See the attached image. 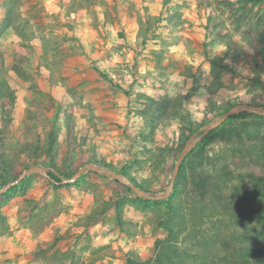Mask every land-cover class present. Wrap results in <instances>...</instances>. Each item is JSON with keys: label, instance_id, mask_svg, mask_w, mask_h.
<instances>
[{"label": "rangeland", "instance_id": "rangeland-1", "mask_svg": "<svg viewBox=\"0 0 264 264\" xmlns=\"http://www.w3.org/2000/svg\"><path fill=\"white\" fill-rule=\"evenodd\" d=\"M52 3H10L21 38L13 69L23 76L15 89L8 84L9 72L0 77V88L8 84L18 93L13 108L7 100L0 112L2 128L12 108L3 153L8 158L39 135L46 147L54 130L55 160L51 164L41 151L39 164L31 165L40 170L23 177L25 187L5 193L19 183L10 178L1 187L0 264L16 259L19 264H127L130 256L152 264L155 242L167 235L162 227L168 224L167 201L156 197L173 194L177 206L187 194L199 195L202 184L206 223L196 238H185L183 231L176 240L179 264H220L259 225L249 214L254 208L249 195L255 177L264 175V1ZM220 45L226 51L217 53ZM35 62L37 68H28ZM17 106L25 110L16 115L13 129ZM232 109V118L221 119ZM187 145L192 148L171 185ZM86 164L101 171L89 167L73 182ZM2 168L0 162V182ZM18 169L20 178L29 168ZM49 169L61 173L62 186L46 176ZM110 173L146 195L117 183ZM87 191L97 201V226L90 233L70 229L49 238L45 232L53 218L87 204ZM262 210L259 203V214ZM22 227H29L34 239L45 235L22 252L14 248L9 258L13 246L6 248V236ZM18 236L25 238L22 232Z\"/></svg>", "mask_w": 264, "mask_h": 264}, {"label": "trees", "instance_id": "trees-1", "mask_svg": "<svg viewBox=\"0 0 264 264\" xmlns=\"http://www.w3.org/2000/svg\"><path fill=\"white\" fill-rule=\"evenodd\" d=\"M264 0H242L245 4H258L263 2ZM12 14L11 10H7L6 14V24L12 25ZM15 72L19 76H23L18 68L14 67ZM7 88H0V97H6L9 101L10 105H13L16 101V95L11 91L12 89L8 84H6ZM11 93L8 95V93ZM8 111L9 118L7 120L3 119V127L0 128V162L2 164L3 174L1 176L0 189L2 186L6 185L10 179H18L19 178V166L23 167V170H27L31 167V165L39 164V161L42 159V152L44 151V155L49 159L50 163H54L55 157L53 156V149L55 146L54 140V130H50L48 135V144L45 147L42 144V140L39 136L37 138H31L26 140L22 144L18 146V150L8 158L5 157L3 153V148L5 147V137L6 132L9 128V124L11 122V110ZM259 116V115H258ZM233 116H228V118H232ZM33 150V151H32ZM23 155L28 157V162L23 163L21 158ZM13 162L16 163V168L12 169ZM47 176L56 186H60L62 184L61 173L57 170L49 169L47 170ZM10 178V179H9ZM114 181L117 183H122L120 179L117 177H113ZM26 178L21 182L17 183L16 186L9 188L5 193H8L12 188H23L25 187ZM124 184V183H123ZM62 186V185H61ZM125 186L129 190H133V188L125 184ZM201 187L203 191L199 193V195H191L187 194L180 203L176 206L174 203L175 198H173V194L170 198H165L167 201V212H168V224L163 226L167 235L164 238H158L155 242V251L156 256L152 264H179L183 262V259L179 256L181 252L178 251L176 240L183 235V231H185V238H196L194 237V233L202 234V229L204 228V224L206 223V211L209 205L207 206V201H205V197L203 194H206V184H202ZM3 193V194H5ZM2 193L0 195H3ZM252 198V207L250 208L251 212L257 224L253 225L249 231V234L245 235L246 244H243L237 250L231 253V256L225 255L223 259L219 260L220 264H264V175L261 177H255V184L253 186V193L249 195ZM260 196V199H259ZM173 199V200H172ZM150 201V200H148ZM259 203L262 204L263 210L261 214H259ZM92 217V216H91ZM90 219H93L92 217ZM41 229V228H40ZM211 238H216L215 236H211ZM57 239H55L56 241ZM184 253H189L188 250H184ZM180 261V262H179ZM127 264H138L132 256L128 257Z\"/></svg>", "mask_w": 264, "mask_h": 264}, {"label": "crops", "instance_id": "crops-1", "mask_svg": "<svg viewBox=\"0 0 264 264\" xmlns=\"http://www.w3.org/2000/svg\"><path fill=\"white\" fill-rule=\"evenodd\" d=\"M12 1L13 0H0V68H2L1 69L2 71L0 72L1 74L0 77L6 75L7 74L6 72H9L11 77H9L8 84L11 86V88L15 89L19 87V83H21V78L18 76V74L13 69V66L15 64V55H14L15 53H13V50L19 49L21 38L18 32V26L16 25V23L12 21V25L6 24L7 10H9L10 3H12ZM48 2L52 3L53 0H48ZM52 6L53 8H56L57 5L56 3H52ZM54 11L55 10H50V8H48V12L50 14H53ZM21 15H24V13H22ZM30 21H32V19H30ZM37 64L38 62L32 63L28 68L33 69L34 67H31V66H35L37 68L38 66ZM38 69H43V66L39 65ZM16 94H17L16 96H18V93ZM19 99H20V95L19 97H17V100ZM5 105L7 106V99L5 97H0V112L3 110V107ZM17 105H18V102H17ZM24 110L25 109L24 108L22 109V107H18V106L15 107V112H14L15 117H17L16 115L23 114ZM18 118L19 117H17V119H15L14 123L11 125L13 129L18 127L16 124V122H18ZM0 126H1V121H0ZM45 174H46V171H45ZM79 185L80 184L77 183L73 187H76ZM92 192L91 191L85 192V195H86L85 198L87 199V204H83V205L76 204L75 208H70L69 211L63 214H60L59 216L57 215V217H54L53 221L50 223L47 229V232H45V234L49 235L48 236L49 238H52L58 231L63 232V231L70 230V229L72 231H81L80 234L90 233L92 225L97 226L95 225L97 223V204L93 208L94 202H97V201L95 200V196H93ZM89 196H91L92 201H90L91 199L88 198ZM88 205H90L89 208H88ZM76 209H78V212H79L78 214H76V211H77ZM91 216L94 218L90 219ZM12 218L13 220L17 218L16 213L14 217ZM73 227H75L76 229ZM12 229H14L13 226H12ZM19 232H22L25 238H21L19 236L17 237V233ZM45 234L42 233L39 235V237L34 239L32 238L33 232L31 231V229L29 227H22L21 230L15 231L14 234L7 235L5 239L6 248L9 249L10 246H13L9 250V253L7 252L8 254L7 257L13 258L12 252L14 248L19 247L22 252L25 246H27L28 244L30 246L32 242L39 241V239H41ZM132 244H133V241L131 240V246ZM14 264H19L17 259L15 260ZM20 264H23V263L21 262Z\"/></svg>", "mask_w": 264, "mask_h": 264}, {"label": "water", "instance_id": "water-1", "mask_svg": "<svg viewBox=\"0 0 264 264\" xmlns=\"http://www.w3.org/2000/svg\"><path fill=\"white\" fill-rule=\"evenodd\" d=\"M236 111V109H232V110H229L228 112H226L225 114H223L221 116V119H225L227 118L228 116L232 115L234 112ZM212 128V126H208L206 128V131L210 130ZM192 148V145H187L180 153L179 157H178V160L176 162V165H175V169H174V174H173V177H172V180H171V185H174L175 181H176V178H177V175H178V172L181 168V164H182V161L183 159L185 158L186 154L188 152H190ZM91 168L92 170H95V171H101L100 167L99 166H94L92 164H86L84 165L83 167H81L79 169V171L77 172V174L72 178V181H76L77 178L83 173L85 172L88 168ZM40 170L38 167H31L29 168L20 178H18V180L16 182H21V180L23 179V177L27 176L28 174H30L31 172H35V171H38ZM103 172H108L107 169L105 170H102ZM47 174V172H46ZM110 176L113 178L114 176L117 177L118 179H120L121 182H124L125 184H128L130 185L133 190H135L137 193L141 194V195H146L144 194V192H142L141 190H139V188H137L135 185H133V183L129 182V181H126L124 178H122L120 175H117V174H111L110 173ZM168 196L167 193L161 195V196H157L156 198L157 199H164Z\"/></svg>", "mask_w": 264, "mask_h": 264}, {"label": "clouds", "instance_id": "clouds-1", "mask_svg": "<svg viewBox=\"0 0 264 264\" xmlns=\"http://www.w3.org/2000/svg\"><path fill=\"white\" fill-rule=\"evenodd\" d=\"M215 51H216L217 53H222V52L226 51V48H225L223 45H220L219 47H217V48L215 49Z\"/></svg>", "mask_w": 264, "mask_h": 264}]
</instances>
